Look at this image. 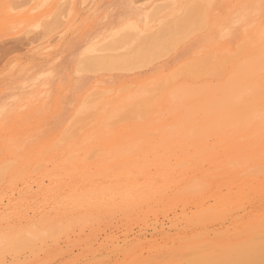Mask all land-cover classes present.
I'll return each instance as SVG.
<instances>
[{
    "label": "rangeland",
    "instance_id": "374dc122",
    "mask_svg": "<svg viewBox=\"0 0 264 264\" xmlns=\"http://www.w3.org/2000/svg\"><path fill=\"white\" fill-rule=\"evenodd\" d=\"M26 1H31V0H0V106L2 104H8V105H10L11 108H13L9 112L8 111L3 112V114L0 116V120H1L0 121V125H1L0 126V164L1 165L0 166L1 167H2L3 163L6 165L7 162L8 163L13 162L11 165H10V163H9V165L7 164V168L8 167L11 168L12 166L17 167L20 160L17 162L14 160V158H12V160L10 159V161H9V158H8V157H10L9 155H11L10 154V151H11L10 148H12L13 145L16 143L15 142L16 139H18V142H20L19 139H21V141L23 142V143L20 142V143H22L23 146L16 148V151L23 152L22 150L25 147V145L30 148L31 147L30 145L35 143V146H36L37 142H38L37 144H39V143H42L44 140H50V138H52L55 134L61 132L65 128H68V129L71 128L72 125L76 122V120H77V122L79 120L80 124L83 123V120H85V119L87 120V118L89 117V115L92 112V109L94 108V104H96V101L98 99V97L96 96L97 95L96 93L99 91L95 92L94 89L99 90V87L103 86V85L104 86H111V88H119L121 85H123V83H127L128 86L133 87L134 82L136 84L137 81H139L141 79H145L147 77H148L147 79H149V78L152 79L153 77H155L158 74L159 71H164V73H166L165 76H167V77H169L168 76L169 74H172V75H170L171 77L174 75L173 76L174 79L172 78L171 80H169V81H173V83H175V82L177 83V82H179V80L181 81L184 79L192 80L191 78L199 79V78L207 77L208 75H206V74L204 76V75L196 73V71L199 70V68H201L200 66L204 65V63L207 61V60L206 61L204 60V57L201 58L202 59L201 65L198 63L200 66L197 67L198 68L197 70L195 69L196 68L195 63L193 64L194 66L192 65L193 62H196L199 60L198 58L200 56L205 54L206 49L204 48V40H210L213 38L217 39L218 35H219V30H220L218 28L224 29V32L226 33L225 36L221 37V39L218 38V40H223L224 38H225L224 40H234V41L235 40H244L242 38V33L240 32L241 25L237 22H233L232 16H234V14H235L234 13V11L236 9L235 6H237L239 4H240L239 6H241L242 3L244 5H247V4H245L247 2V0L246 1H244V0H240V1L239 0H236V1L235 0H213L214 2L212 0H206L204 3L201 2L203 6L201 5L200 2L197 3L196 5L198 7L196 5H194V3H192V2H194V0H192L191 2H189L190 0H181V3H182V1L186 2V3H184V5H182L180 3V0H169V1L168 0H160L161 3L159 0H116V1L115 0H45V1H42V3L40 2L39 5H41V6L38 5L37 9L34 10L33 12H36L38 10L36 13L43 14V12L47 8H49V6H54V7L56 6V7L51 12H48L46 15H44V16L40 15V16H42V18H40V16H39V19H40L39 21L41 22V25L38 24V25L32 26V28H30V30L33 29L32 31H30V30L27 31V29L25 30V28H26L25 22H22V21L13 22L12 20H10V18L14 17V15H12V14L15 13L16 15H21L26 10H28V8H30V6L36 5L37 4L36 2H39V0H34V1L32 0V2L30 4H26V3H28ZM46 1L48 3L53 1L54 3H53V5H49L47 3L48 4V6H47V4H45ZM110 1H112V2H110ZM135 1L136 2L138 1V3H136ZM147 1H151V3L156 4V6H158V8H156V9H160V10H158V12H157V16H156L157 18L153 17V18H149L147 20H142L140 22L139 21V20H141V18L139 16L140 10H141L143 4L147 3ZM170 1H174L173 3L175 4V6ZM175 1L178 2L179 4L176 3ZM237 1H238V3H237ZM22 2H24V3L26 2V3L23 4ZM157 2L160 3L161 6H164L163 4H165V5L167 4L169 7L167 5L166 6L169 9L166 8L167 10L165 9L166 10L165 11L163 9L164 7L159 8L160 4L158 5ZM131 3L133 5H131ZM189 3H192L193 5L192 4L189 5ZM208 3H209V5H210V3H212L211 7L208 5ZM22 4L26 7L25 8H19L22 6ZM42 4H43V6H42ZM135 4H137V5L135 6ZM177 4L179 6L183 7L182 11H185L184 8L187 7V9H188V6H190V9L186 10L187 14H186V12L185 13L182 12L181 15H178L181 11L180 10L178 13L168 16L167 13L169 12V10H171V8H173V7H177ZM204 5L206 7H208L209 9L204 7ZM10 6L14 7L15 9L12 11L11 8H9ZM156 6L153 7L154 9L153 8L148 9L150 14L156 12V10H155ZM195 6H196V9L201 7V8H199V13L196 12L197 10H195ZM239 6H237V7H239ZM97 7H99V8H97ZM107 7H108V9H107ZM203 7L207 10V12H205V11L204 12H205V14H207L206 16H208V18H206V20H205L208 22L207 23L204 22V23H206L208 26L203 27V29H201L202 28L201 27L200 31L197 32L199 28L195 29V27L196 26L200 27L202 25L201 22L199 21L200 22L199 24H201V25H199L198 23H196L195 26H192V27L190 25L187 28L186 37L180 39L181 37L179 38V36L176 34V32L172 31L173 24L175 22H178V21H175L171 18L173 21H175V22H172V24H171L170 17L173 16V18L176 20L178 18H181L182 21L188 20L187 22H190L191 18H192V20L196 19V21H198L199 19L197 20V18L194 16L196 15V13L200 14L201 13L200 9L201 10L204 9ZM232 7H234V8H232ZM102 8H104V9H102ZM23 9H24V11H23ZM133 9H135V10H133ZM151 10H153L155 12H153ZM232 10H233V12H232ZM19 11H21L22 13H19ZM106 11H108V13H106ZM161 11H164L165 13L161 12ZM5 12L7 14H5ZM158 13H159V15H158ZM160 13L163 15H160ZM220 13L222 15H220ZM94 14H96L97 16L96 15L94 16ZM155 14H154V16H155ZM202 14H203V11H202ZM228 14H231V17H230L231 20L229 17H227ZM106 15H108V16H106ZM136 15L139 17H137ZM165 15H166V17H165ZM225 15H227V16H225ZM6 16L8 17V19L10 21H12V22L9 21V24H6V23H8V20H7V22L5 20L7 18ZM175 16H177L178 18H175ZM200 16H199V18H200ZM202 16L206 17L205 15H202ZM202 16H201V19L203 20ZM216 16H218V17H216ZM135 18L138 19L136 21H139V24L141 23V25L151 27L152 30L147 32L146 34L149 35V37L153 38L154 40L155 39L156 40H163L162 39L163 35H161L160 32L157 31V29H156V28H158V30H159V28L160 29L162 28L165 30V33L163 31V34H166V38L172 40V42H170L168 40L170 42V43L168 42L170 45L172 43L174 44L173 40H176L177 45L179 43V42L177 43V40H182V41H180L182 44L179 43L178 48L176 47L177 46L176 44H175V46L172 44L173 47H176V48L172 47V49H174V50H171V52H169L170 54L168 53L169 55L166 54L167 53V52H165L166 49H162L161 51L157 52L158 54L156 56H153L152 58H155V57L157 58V56L159 57V55L161 53H162V55L164 54V56L160 55L158 60H156V58L153 59L154 61H152V63H150L151 62L150 60H149L150 61L149 62L148 60L145 61L142 59V60H139L140 61L139 63H138V61H136V63H138L139 66H137V65L134 66V64L124 65V67H122V68H124V70H122V69L120 70L119 69L120 67H118L119 70L118 69L113 70V68L111 67L112 69L107 68L108 69L107 71H106V69L104 71H102V68H101L100 69L101 71L95 70V72H93L94 69H96L93 66V62H94V59L96 56H95L94 51L91 49L92 45L93 44H99V43H97V42L101 41V39H99V38L103 39L105 33L107 34L105 36V39L108 38V40H107L108 42H113L114 40L117 41L118 38H120L122 36V34H121L122 32L120 34L116 33L117 29H119V27H118V26H120L119 24H121V23L123 24L125 21H127L129 19L135 20ZM162 18H164V19H162ZM96 19H97V21H96ZM103 19H104V21H102ZM110 19H111V21H110ZM155 19L157 22L155 21ZM99 20H101V21H99ZM112 20H113V22H112ZM119 20L121 21V23H119L120 22ZM160 20H161V22H160ZM228 20H230V21H228ZM108 22H109V24H108ZM193 22H195V20ZM14 23H15V25H13ZM233 23L235 24V27L232 25ZM122 24H121V26H122ZM186 24L188 25V23H186ZM2 25H4V26H2ZM21 25H22V27H21ZM193 25H194V23H193ZM229 25H231V26H229ZM11 26H12V28H11ZM16 26L17 27L20 26V27L17 28ZM105 26L107 28H105ZM108 26L110 27V29L113 26L111 32H110V29ZM7 27H8V30H7ZM190 27L191 28L194 27V28L192 30H190ZM4 28L7 30V33L5 32L6 30L4 31ZM104 28L106 29V31ZM230 28H231V30H230ZM107 29H109V30L107 31ZM103 30H104V32H103ZM114 30H116V31H114ZM173 30H175V28ZM27 32H29V33H27ZM101 32H102V36H101ZM108 32H110V33H108ZM180 32L181 31H179V33ZM115 33H116V35H115ZM96 34H99L100 37H97ZM111 36H113V37H111ZM116 36H118V38H115ZM181 36H184V35H181ZM109 37H111V39ZM122 37H121V39H122ZM112 38L114 40L109 41V39L112 40ZM163 38H164V36H163ZM166 38H164V40ZM97 39H99V40H97ZM105 39H103V40H105ZM121 39H120V41L122 42L123 39L122 40ZM133 39H134V37L131 40H133ZM134 40L136 41L139 39L136 38ZM145 40H146V38H145ZM135 41H133V42H135ZM117 42H119V40ZM136 43H138V41ZM164 43H165V41H164ZM133 44L131 42L129 44L123 45V47L121 49H118V52H119L118 55H117V53H118L117 50H114V52H113V50H111L112 51L111 56L117 57L121 54H123V55L131 54V53H128L129 49H127V48H129V46H131L130 49L133 48L132 47ZM138 45H137V47L140 46V45L139 46ZM135 46H134V48H136ZM159 47H160V45H159ZM155 48H156L155 50L159 49L157 45L155 46ZM165 48H166V46H165ZM167 48H169V47H167ZM177 49H178V52H177ZM126 50L128 52H126ZM136 50L134 49L135 52H136ZM149 50H151V49H149ZM120 52H122V53H120ZM131 52H132V54L130 56H133V55L134 56H140V54L138 53L139 51L136 53L133 51H131ZM165 54H166V56H165ZM197 54H198V56H197ZM115 55H117V56H115ZM193 56L195 57V59L197 57V60L191 58ZM204 56L206 58V55H204ZM121 57H122V55H121ZM143 61H145V62L148 61V63H146L147 65ZM185 61H186V63L184 64ZM141 62H143L142 65H140ZM208 63H210V62H208ZM211 63L209 64V66L212 67ZM180 64H181V66H180ZM186 64L189 65L188 66L189 68L186 66ZM138 67H140V68H138ZM204 68L206 69L207 66H205ZM204 68L200 69L199 71L205 70ZM110 69L112 71H109ZM209 70L210 69H208V71L207 70H205V71H207L209 74V73H211L210 72L211 70L210 71ZM126 71H128V72H126ZM188 71H190V73L192 71H194L193 72L194 75L192 73L189 74ZM104 72H106V73H104ZM42 74L44 76H41ZM102 74H104V75H102ZM180 74H181V76H179ZM39 76H41V78H38ZM191 76H193V77H191ZM42 77H43V79H42ZM171 77H169V78H171ZM178 77H179V79H178ZM40 79H42L43 81L45 80L44 81L45 84ZM117 80H118V82H117ZM46 81H47V83H46ZM99 81H101L102 83L100 82L101 83L100 84ZM111 81H112V83H111ZM92 84H94V86ZM95 84L96 85L99 84V87H97ZM94 97H97V98L95 99ZM25 98H26V100H25ZM9 102H11V103H9ZM33 104L36 106L31 107V105H33ZM23 105H25V106H23ZM38 106H39V108H37ZM28 107H30V108H28ZM65 108H66V111H65ZM50 109H51V111H50ZM138 109L139 108H137V110H133V114H134V112H135V114H136V112L138 113L139 112ZM37 111L38 112L40 111V112L38 113ZM65 113H68V115ZM127 113L129 114V112H127ZM47 114H49V115H47ZM51 114L53 117L51 116ZM63 114L67 115L68 118H66L67 116H64ZM93 114H94V112H93ZM128 114H126V115H128ZM20 115H23L24 117L21 119ZM94 115H96V114H94ZM17 116H20L19 117L20 119L16 118ZM57 117H58V119H55ZM90 117H92V116H90ZM94 117L95 116H93V119H94ZM66 119H67V121H66ZM88 119H90V118H88ZM129 119H131V118H129ZM72 120H74L75 122ZM119 120H118L119 123H122V124L125 123L124 125H131L135 122L136 118L134 117L132 120H128L127 118L125 119V117L124 118L121 117ZM126 120H128V121H126ZM2 121H4V122H2ZM38 121H40V123ZM91 121L93 123H95L97 120L95 118V120H91ZM91 121L89 123L87 122V124H89V125H86V123H85L84 124L85 126H82L81 132L78 129L79 135L76 134V137H73V134H71L72 137L71 138L69 137V139H67L68 136H67L66 131H68V130L65 129L66 130L64 132L65 135H62V136L64 138L63 139L64 141H65V139H67L68 141H65V143H64V141L63 142L60 141L61 144L64 143L63 145L68 146V144L70 143V145H71L70 148H72V144H73V146H75V143H76L75 140H77V142H78L79 141L78 139H80V138H81L80 139L81 142L83 140H85L87 143V139H85L86 137H85V135H83V132L87 128H91L93 125L96 124V123L93 124ZM118 121H116V122H118ZM70 122L72 124H69ZM22 123L25 125H23ZM54 123H56V124H54ZM57 124H58V126H57ZM4 125H6V126L4 127ZM70 125H71V127H70ZM81 125H83V124H81ZM12 126H13V129L11 130ZM73 126L75 127L76 125H73ZM18 127H21V128L19 129ZM24 127H25V129H24ZM9 129H10V131H9ZM32 129L33 130L35 129L34 132ZM21 131H22V133H21ZM17 132H19V133H17ZM74 132L76 133V130ZM9 133L12 136L9 135ZM13 134H15V135H13ZM80 134H81V136H80ZM27 135H29V136H27ZM10 137L13 138V139H11V141L4 139V138H10ZM25 137H27V138H25ZM3 139L8 144L7 146H5L3 144V142H1V140H3ZM72 141L75 143H73ZM85 141H84V143H85ZM125 141L127 142V144H128V142L132 143L134 141V143L136 145H138L139 142H141V144L143 142L144 146L142 144L141 148L139 147V151L138 150H136V152L134 151L135 152V154H134V152L132 150V146L134 147V150H135V147H136V149L138 148L136 145L135 146L134 145H132V146L123 145L124 147L123 146L117 147V145H115L116 141L111 142V140H108V141H106L107 143H103V144H97V145L96 144H94V145L90 144V146L85 143L86 145H88V146L85 145V148L83 146L84 143H81L82 147L80 146V143H77L75 148L79 146L78 148L81 149L82 152H81V150H79L77 148L74 151L72 150L75 153L68 150V152L70 154H72V153L76 154L75 156L73 155L76 158H73L72 155H71L72 157H70V154L67 153V149L65 147V153H66L65 154V160L67 163H66V168H65L66 170H65L64 175L67 177H64L65 179L63 178V182H64V180H68L69 177H70V179L68 181L64 182L63 187L61 188L63 191L60 190L61 191L60 195H57V196H58V198L62 199L61 201L65 202L67 200H63V199H65L66 197H68L71 194L70 198L72 197V199H71L69 204H70V206L71 205H73V206H71V207L69 206V208L74 209V210L71 211L68 208L67 204H68L69 199L66 198V199H68V201L66 203H63L65 206L64 211L67 212V213L64 212V216L66 215L64 218H66V219L63 218L64 219L63 220L61 218H58L57 220H62L61 222H58V223L49 222L48 219L46 221V218L41 219L40 222H42V220H43L44 223L39 222L38 223L39 225L35 226L41 231V233L38 236H28L27 235V237L31 238V239H28L29 240L28 245L22 244L23 247L20 248L18 246V248H17L16 245L11 244V245L15 246V248H11L12 251L10 249L8 250L10 245H7L8 248H6L4 246L3 249H6L5 250L6 252H4V250H3L2 251L3 253L2 252L1 253L3 254V258L5 260V263H7V264H135V262H136L137 264H139L141 262L140 264H152L154 262L153 264H155V263L156 264H175L178 262L179 264H264V253H263V251H264V233H263L264 227H261V226H263V222H260V220L255 218V214L260 213L262 211L261 209H263V205H261V202H264V191H263L264 185L259 190L260 191L259 193L253 192L254 193L253 194L252 192H249L247 195H249V194L250 195L249 196L246 195V198L244 196L242 198H240V197L235 198V196H234L233 200H235V203H232L231 206H229V210L227 212H224L222 214L221 213L215 214L214 209H216V208L213 209L214 212L211 209H209L210 206L212 208L214 207L212 205L215 204V196L222 195L224 193V191L228 192V191H226L228 189V186L226 184H224L223 182H221L219 178L217 181L214 180L213 187H208L207 189H203V190L201 188L202 193L199 191H198L199 193L195 191V194H194V192H188V193H190L188 195L186 193L181 194V192H183V191L178 190L181 188V187L178 188V186H181L185 179L187 181L189 180L188 182H192V180H195L194 178H196L197 180H200L203 177H205L204 174H200V168L203 167L204 169H207V167H208V165L205 164V162H200L201 164L199 163V164H197V166L195 165L196 167L193 166L191 168V170L189 168L186 171L187 172L186 173L182 170L180 165L177 166V164H179V162L177 163L176 161H174L172 163V161L174 160V154H172L173 152H171V151H170V153H168L169 152L168 150L171 149L173 145H169L167 143L168 140H162V139L158 138V139H152V140L141 139V141L140 140H133V139H125ZM30 142H32V143L30 144ZM148 142L151 143L150 147H149V145H147V144H149ZM162 142L163 143L165 142L164 145L167 146L166 147L167 151H168L167 153L170 154V156L173 155L170 158V160H172V161H169V163H168L169 165L164 164V163L168 162L167 160H169L168 159L169 155L167 157V155H166L167 153L165 154V156L167 157V158H165L167 161L166 162L165 159L163 158V156H164L163 155V150H164L163 148H165V146L164 147L162 146V144H163ZM8 146H10V148ZM139 146H140V144H139ZM168 146H169V149H168ZM87 147H88V149H86ZM90 147H93V148H90ZM100 147L104 149V150H102L103 153L100 150L102 154L97 153V152H99V150H97L96 148L100 149ZM108 147H110L111 150ZM7 148H9V149H7ZM89 148H90V150H89ZM125 148L126 149L128 148L129 150L127 149L125 151L124 150ZM93 149H95L97 151L94 152ZM153 149H155L154 151L157 152V155L154 152V154L156 155V158H159V157H157L159 155L161 159H164L162 161V162H164L163 163L164 166H168V168H166L168 170L166 173L167 176L166 175L164 176L165 184H164V180H162V179L160 181H158V183L156 184V186H157L160 183V186L162 185L161 188L163 186L168 185V186H166L167 187L166 192L168 193V196H164V198H161V197L156 198V196L159 197V194L162 196L161 193H157V195H155V198H154L157 200V202H155L154 199L153 200L151 199L149 202L144 203V205L139 206V207L137 206L136 208H133V209H124L123 208L119 212L115 211V212H111V213H94L93 215H91V217L88 214H86V212L81 207V204H78L77 197H75L74 195L76 193V196H79V194L81 192V190H80L81 186L87 185L88 183L92 184V183L97 182V184L103 183L106 185H111V183H110L111 179H112L111 173H110L111 168H110V170H107L104 168L105 171H107V175L104 174V175L99 177V174L101 175L102 173H106L104 171V169H102V167L104 165L111 164L110 160H108V161L107 160H100L102 157L104 158L106 156H110L111 153H127V151H128V154H134V156H137V158H138V156H140L139 157L140 159L139 158L138 159L141 160L140 161L141 163L143 162V159H147V161L151 165L154 163V160L156 159L155 156L153 157L154 160L151 159L152 155H154V154L150 153V151L153 152ZM161 149H163V150H161ZM173 149H171V150H173ZM91 150H93V151H91ZM175 150L177 151L176 148H175ZM78 151L80 152V154H78L79 153ZM159 151H162V152H159ZM164 151H166V150H164ZM176 151H174V153L176 154V157H177ZM104 152H106V153H104ZM178 154H180V157H181L182 153L180 152ZM97 155H99L100 157L102 156V157L100 158ZM147 155H149V157H147ZM141 156L144 158L141 159L142 158ZM6 158H8V159H6ZM69 158L70 159L72 158V159L68 160ZM177 158L179 159V157H177ZM177 158H175V159H177ZM4 159L7 160L6 163L1 162ZM72 160H74L76 162L80 161L81 163L86 164L87 171L85 172V174L81 173V172L79 173V171L77 172V170L76 171L74 170V173H72L73 170H71L72 168L70 165ZM97 161H99V162H97ZM97 163H99V164H97ZM89 165L91 167H89ZM100 165H102V167ZM174 165H175V167L173 168ZM201 165H202V167H201ZM49 166L51 168H53V165H49ZM169 166H171V167H169ZM198 166H200V167H198ZM147 167H149V169L151 168V172H150V174L152 173L151 175H153L156 179L160 178V177H158V173L160 172V171H158V168L156 169L154 167V165H152V166L148 165ZM7 168H1V170L4 171L5 173H7V175L4 174V172H3L4 175H1L2 171L0 172V195L2 194L0 196V204H1L2 199H3V201L5 200L4 203H6V201L8 202L7 198H9V197L10 198H16L17 202H18V200L25 198L26 196H24L23 194L27 193L25 195H29V192L32 191L31 189L29 191L28 188H27L28 189V191H27V189L25 188V185H27L28 183L30 184L31 181L33 182V180L35 181L34 183H38L39 181H42V179H43L44 183L47 182L46 186H51V184H52L51 183L50 185H48L50 183L49 179L47 177L42 178L41 175H35V177H34L35 179L33 178V176H29L28 178H23V176H22V178L19 176H17L15 178V176H13L15 178L13 181H12L13 178L11 176V181L9 183L10 174L8 173ZM99 169H100V171H99ZM170 169H171V171H170ZM156 172H157V174H156ZM196 172L197 173L199 172V173L197 174ZM259 173H261V172H258V174ZM77 174H78V176L81 175V176H84L85 178L84 177L82 178L81 176H79L82 178V179L80 178V180H79V178H77L78 177ZM86 174H90L91 178L89 177V175H86ZM72 175H73L75 180L73 179ZM85 175L87 176L88 179L86 178ZM94 175L96 177H93ZM199 175H201V176H199ZM2 176H4V177H2ZM194 176H196V177H194ZM126 177L127 176L125 174H122V177L120 175L121 179H125ZM261 177H260V179L262 180L263 177L262 178ZM108 178L110 180H108ZM71 179H73V180H71ZM84 179L87 181H85ZM140 181H142L141 177H140ZM179 181L181 183H178ZM26 182H28V183H26ZM15 183L17 186L16 185L12 186ZM21 183H24L25 185L22 184L23 185L22 186ZM69 183H70V185H69ZM78 183H79V185H78ZM221 183H223L222 184L223 186L221 185ZM29 184L27 185V187L29 186ZM55 184H56V182L52 185H55ZM217 184H219L218 187H217ZM32 185H33L32 189L37 190V186H36L37 184L32 183ZM10 186H12V187H10ZM18 186H19V188L20 187H22V188L19 189ZM65 186L67 188L70 186L71 187L67 189ZM226 186H227V188H226ZM16 187L19 190H16L17 189ZM170 187H171V189L173 188L172 189L173 191L177 190L179 192L176 191L177 193L175 192L173 194V191L170 189ZM10 188L11 189L16 188L15 189L16 191L13 190V192H12V190ZM161 188H159V191L161 190ZM36 190H33V192H35ZM73 190H74V192H73ZM235 190L237 191L236 188L232 191L236 192ZM5 191H6V194L4 193ZM68 191H69V193H68ZM71 191L73 192L74 195L72 194ZM11 192H12V195H11ZM221 192H222V194H220ZM18 193H19V196L17 195ZM20 193H21V195H20ZM77 193H79V194H77ZM192 193H193V196L189 197L192 195ZM199 194H200V196H199ZM61 195L65 198H63ZM165 195H167V194H165ZM255 195L257 197H255ZM258 195H260V196H258ZM2 196H4V198H2ZM185 196H186V200H184V202H183L181 199L184 198ZM202 198H203V200H201ZM161 199H163V200H161ZM208 199L211 200L210 203H209ZM205 200H206L207 204L205 203ZM236 200H238L237 203H236ZM186 201H188V202L186 203ZM14 202H15V200H14ZM202 202H204L203 204H206V205H204L205 208L203 207V205H202V207H200ZM211 202H213V204ZM195 203L197 206L195 205ZM27 204L29 206L34 205V207H32V208H36L37 207L36 204L37 205L41 204V199L36 197L35 199L30 200V202H28ZM241 204H243V205L241 206ZM207 205H209V206H207ZM29 206H26L24 208H28ZM0 207H1V205H0ZM72 207H75V208L78 207V208L75 209ZM199 208H201V210H203V211L200 212L201 210ZM41 209H42V207H41ZM41 209L38 208V210H41ZM46 210H47V211H45V212H47L46 215L47 216L51 215V217H52V214H54L53 213L54 212L53 205L52 206L49 205V207ZM48 210H50L52 212H48ZM67 210H70L71 212H69ZM77 210L79 212H77ZM237 210H239V212H237ZM204 211H206L208 215L206 214V212L203 213ZM208 211H212V212H208ZM73 212H76V214L75 213L73 214ZM69 213L70 214L72 213L73 215L71 214V216L70 215L68 216ZM29 214L31 215L32 212H29ZM46 215H44V216H46ZM40 216L41 215H39L38 217H40ZM235 216L236 217L238 216V217L236 218ZM68 217H72V218L70 219ZM53 218L54 217H52L50 220H53ZM223 221H224V223H223ZM175 223H177V224H175ZM174 224H175V226H174ZM257 225L258 226L260 225V227H258ZM176 226H178V227H176ZM154 227L155 228L157 227V228L155 229ZM257 227L260 228L259 231H253ZM248 228H250V229H248ZM258 228L256 230H258ZM199 229L200 230L202 229L201 231L202 232L204 231V232L202 233ZM142 230H144V231H142ZM198 230H199V232L202 233V234H200V235H202L201 237L199 234H198V236H196L197 234L195 232L198 233ZM206 231H207V233H206ZM257 232H259L258 235H257ZM242 233H243V235H242ZM142 235L147 237V239H145V237H143ZM194 235L196 237H193ZM106 236H109V237L106 238ZM110 236L112 238H110ZM140 237H142V238H140ZM185 237L187 238L186 240H184ZM197 237H199V239ZM97 238H99V239H97ZM143 238L145 239L144 241L142 240ZM248 238L249 239L251 238L250 239L251 241ZM135 239H136V241H140V239H141V242H136ZM148 239H150V240L148 241ZM152 239L153 240L155 239V240L152 241ZM252 239H254V240H252ZM91 240H92V242H91ZM243 240L244 241L249 240V242L245 241V243H243ZM197 241H199V242H197ZM241 241H242V243H240ZM134 243L135 244L138 243V244L135 245ZM184 246H191V248L188 247V248L183 249ZM143 249H145V250L143 251ZM190 249H193V251L190 252L191 251ZM184 250H190V251L185 252ZM234 250L238 251V252L241 251V252L236 253ZM195 251L199 252V254H201V255L197 254L198 255L197 256L196 255L197 252H195ZM139 253H141V254L139 255ZM175 253H177L178 255H174ZM133 254H135V256ZM136 254H138V256H136ZM193 254L195 255V257ZM172 256H175V257L171 258ZM139 260H140V262H139ZM153 260H156V262ZM197 260H198V262H197Z\"/></svg>",
    "mask_w": 264,
    "mask_h": 264
},
{
    "label": "bare ground",
    "instance_id": "6f19581e",
    "mask_svg": "<svg viewBox=\"0 0 264 264\" xmlns=\"http://www.w3.org/2000/svg\"><path fill=\"white\" fill-rule=\"evenodd\" d=\"M42 1H45V0H39V2H36L37 3L36 5L30 6V8H28V10H26L21 15H16L15 13L12 14V15H14V17L10 18V20H12L13 22H15V21L25 22V25H26L25 30L27 29V31H29L30 28H32V26H35L38 24L41 25V22L39 21L40 20L39 16L40 15H42V16L46 15L48 12H51L56 7V6L55 7L49 6V8H47L43 12V14L36 13L38 10L36 12H33L34 10L37 9L39 3L40 2L42 3ZM191 1L192 0H190L189 2H191ZM205 1L206 0H202V1L201 0H197V1L194 0V2H192V3H194V5H196L199 2L204 3ZM244 1H246V0H244ZM26 2H28V3H26ZM26 2H25L26 4H30L32 2V0L26 1ZM110 2H112V1H110ZM170 2L173 3L174 1H170ZM22 3L25 4L24 2H22ZM47 3L48 2L46 1L45 4H47ZM53 3L54 2L52 1L48 4L53 5ZM136 3H138V1ZM160 3H161V1H160ZM160 3L157 2L158 5ZM176 3H178V2H176ZM180 3H181V0H180ZM184 3H186V2L182 1L181 4L184 5ZM192 3H189V5ZM212 3H210V5L208 3V5L211 7ZM237 3H238V1H237ZM23 4L19 8H25L26 6H24ZM43 4H42V6H43ZM48 4H47V6H48ZM178 4H177V7H173V8H171V10H169V12L167 13L168 16L178 13L180 10L181 11L178 15H181L182 12L185 13L186 10L190 9V6H188V9L185 6L186 7V8H184L185 11H182L183 7L179 6ZM242 4H241V6H239L240 4L237 5L239 7L234 5L236 7V9L234 11L235 14H234V16H232V18H233V22H237L241 25L240 32L242 33V38L244 40H235V41L234 40H224L225 38L223 40H218V38L221 39V37L226 35V33L224 32V29L218 28L220 30H219V35H218L217 39L213 38L210 40H204V48L206 49L204 55H206V58L204 55H202L198 58L199 62L196 61V62L192 63V65L195 63V65H196L195 69L197 70L198 69L197 67H199L201 65V60H202L201 58L202 57H204L205 61L207 60L210 63L212 62L211 63L212 67L209 66L210 63H208L206 61L204 63V65H201L200 66L201 68H199V70H200V69H203L205 66H207V68L211 70V71L209 70L211 73L208 74L207 68L206 69L204 68L207 71H205V70H201V71L197 70L196 71V73H198V74H201L204 76H205V74L208 75L207 77H203V78H199V79L191 78L192 80L184 79L181 81L179 80V82H177V83L176 82L173 83V81H169V80H171L172 78L174 79V77H173L174 75L171 77L170 75H172V74H169L168 76L171 77V78H169V77L165 76L166 73H164V71H159L155 77H153V78L151 77L152 79H150V78L147 79L148 78L147 77L145 79H141V80L137 81L136 84L134 82L133 87L128 86L127 83H123V85H121L119 88H111V86H104V85L99 87V84H97V85L95 84L97 87H99V90L94 89L95 92L99 91L96 93L97 94L96 96L98 97V99L96 101V104H94V108L92 109L91 114L88 117L90 119L87 118L88 121L86 119L83 120V123H81L83 125H81L79 123V120H78V122L76 120L77 123L74 120H72L75 122L73 124V125H76L75 127L73 125L71 127V125H70L71 128H69V129L65 128L68 131H66L64 129L61 132L55 134L52 138H50V140H44L42 143H39V144H37L38 143L37 142L36 146H35V143L30 145L31 146L30 148L25 145V147L22 150L23 152L16 151V148L23 146L22 145L23 142L21 141V139H19V140L22 143L18 142V139L15 140L16 143L13 145V147H12L13 149L10 148V146H8L11 149V151H10L11 155H9L10 157H8L9 161H10V159L12 160V158H14V160L17 162L20 160L17 167L16 166H12L11 168L8 167L9 169L7 168V164L9 165L10 162L8 163L6 160L8 158L1 161V162H5V163L7 162L6 165L3 163L2 167L0 166V172L2 171L1 168H7L8 173L10 174L9 183L11 181V176L13 178L12 179V181H13L17 176H19L21 178H22V176H23V178H28L29 176H33V178H34L35 175H41L42 178L47 177L49 179L50 183L48 185H50L51 183L54 184L55 182H56V184L55 185L51 184V186H46L47 182L44 183L43 179H42V181H39L38 183H34L35 182L34 180H33V182L30 180L31 185H32V183L37 184L36 185L37 190H36V189H32L33 185L31 186L28 182H26L29 184V186L27 187L28 184L25 185L24 184L25 182L23 181L24 183H21V185L24 184L26 189L28 188L29 191H30V189L32 190L29 192V195H25L27 193H24V194L22 193L26 197L18 200V202L16 201L17 200L16 198H10L9 197L10 195L8 196L9 198H7L8 202L6 201V203H4L5 200L4 201H3V199L1 200V204H0L1 205V207H0V264L5 263V260L3 258V254H2L3 250H4V252H6L5 251L6 249H3L4 246L6 248H8L7 245H10L8 250L10 249L12 251L11 248H15V246H13V245H16L17 248H18V246L20 248L23 247L22 244L28 245V243H29L28 239H31V238L27 237V235L28 236L40 235L41 231L35 226L39 225L38 223L41 221V219L46 218V221L48 219L49 222L58 223V222L62 221V220H57L58 218L63 219L66 216V215L64 216V212H65L64 207L65 206L63 203H66L69 199L68 204H67V206L69 208V206H70L69 203L72 199V197L70 198L71 194L68 197H66L68 199H66L65 197H63L61 195L63 198H65L63 200H67L65 202L61 201L62 199L58 198V196H57V195H60V192H61L60 190H62L61 188L63 187L64 182L68 181L70 179V177L68 176L69 179L67 178L68 180H64V182H63V178L67 177L64 175L65 170H66L65 169L66 163H67L65 160V154H66L65 153V147L67 149V153H69L68 150L74 151L76 148L79 149L78 148L79 146L75 148L76 144L80 143V146H81V143H84L85 140H83L81 142L80 141L81 138H80V139H78L80 142L79 141L77 142V140H75L76 143L72 141L73 143H75V146H73V144H72V148H70L71 147L70 143L68 144V146L63 145V144L65 143V141H68L67 139H69V137L70 138L72 137L71 134H73V137H76V134L79 135V130L81 132L82 126H85L84 125L85 123H86V125H89V124H87V122L89 123L91 120H95V118L97 120L95 122L96 124L91 121L95 125H93L91 128L86 127L87 129L84 130V132H83V135H85V137H86L85 139H87V143H86V141H85V143L88 144L89 146H90V144H92V145L96 144L97 145V144L107 143L106 141H108V140H111V142L116 141L115 145H117V147L123 146V145H125V146L134 145L135 146L136 144L134 143V141L132 143L128 142V144H127L125 139H133V140H140L141 141V139L152 140V139H158L159 138L162 140H168L167 143L169 145L174 146V147L172 146V148H171V149L174 148L173 149L174 151H176L175 148L177 149V151L179 150L178 152L176 151L177 157H179V159L176 157V154L174 153V151L169 149V146H168L169 152L167 151V148H166L167 146L164 145L165 142L164 143L162 142L163 143L162 146L163 147L165 146V148H163V149L166 151H164L163 149H161V150H163V155H164L163 158L164 159L167 158L169 155V157H168L169 160H167L168 162L165 159V161L167 163L162 162L164 159H161L159 155L157 156L159 158H156L157 152L154 151L155 149H153V152L150 151V153L154 154V152H155V154H156V155L155 154L152 155V157H151V159H153V157L155 156L156 159L155 160L153 159L154 163L150 165V163L147 161V159H143L144 157H142V156H141L142 157L141 159H143V162L141 163L140 162L141 160H139L140 156H138V158H139L138 159L137 156H134V154H135L136 150L139 151V147L141 148V145L143 144V142H142V144H141V142H139L140 146H139V144L136 145L138 148L136 149V147H135V150H134V147L132 146L133 152L135 151L134 154H128V151H127V153H111L110 156H106L104 158L102 156H101L102 157L101 158L99 156L100 154L97 155L101 158V159L99 158L100 160H107V161L110 160L111 161L110 162L111 164H109V165H104L103 167H102V165H100L102 167V169L105 168L107 170H110V168H111V170H110L111 171L110 172L111 178H112L111 182H110L111 185H106L103 183L97 184V182L92 183V184L88 183L87 185H82L80 188V190H81L80 194L77 193V194H79V196H76V193H75V195L73 194L74 190H73V192L71 191L72 194L75 197H77L78 204H81V207L83 208V210L90 217L94 213H111V212H115V211L119 212L123 208L124 209H133V208H136L137 206L138 207L142 206V205H144V203L149 202L151 199L153 200L155 198V195H157V193H161L162 196L159 194V197L156 196V198H160V197L164 198V196H168V193L166 192L167 191L166 186H168V185L163 186L161 188L162 185L160 186V183L157 186H156V184L161 179L164 180V184H165L164 176L166 175V173L168 171L166 169V168H168V166H164V164H168L169 161H172V160H170V158L173 155L170 156V154H168V153H170V151L173 152L172 154H174V160L172 161V163L174 161H176L177 163L179 162V164H177V166L180 165V167L182 168V170L184 172H186L189 168L191 170V168L193 166H195V165L197 166V164H199L200 162H205V164L208 165V167L206 166L207 169H204L202 167V165H201L202 168H200V174H204V176H205V177H203L204 179L202 178L200 180H197L196 178H194L195 180H192V182H188L189 180L187 181L186 179L185 180L183 179L184 182L182 183V185L178 186V188L181 187L178 190L183 191V192H181V194L186 193L189 195L190 193H188V192H194V194H195V191L196 192L199 191L202 193L203 189H207L208 187H213L214 180L217 181L218 178L220 179L221 182H223L224 184H226L228 186V189L226 190L228 192H225L223 190L224 195L222 194V192L220 193L222 195L219 194L220 196L214 195L215 196V204H213L214 201L211 202L213 204V205L212 204L211 205L214 207L212 208L210 206L209 209H211L213 211V209L216 208V209H214L215 214L216 213L222 214L224 212H227L229 210V206H231L232 203H235V200H233L234 196H235V198H237V197L242 198L243 196L246 198V195L249 192H252V193L253 192L259 193L260 192L259 190L264 185V0H247V2L245 3L247 5H244V4L242 5ZM131 5H133V4L131 3ZM136 5L137 4H135V6ZM163 5L164 6H161V4H160L161 7L159 6V8L164 7L163 9L165 10L168 5L167 4H166L167 6L165 4H163ZM173 5L175 6L174 3H173ZM201 5H202V3H201ZM39 6H41V5H39ZM154 6H156V4L151 3V1H147V3L143 4V6L140 10V13H139V16L141 18V20H139L140 22L142 20H147L149 18H153V17L157 16V12H158V10H160V9H156V8H158V6L155 7L156 12L151 10V11L155 12L156 14L152 13V12H151L152 14H150V12L148 11V9L153 8ZM196 6H195V10H197L196 12L199 13V8H201V7L196 9ZM204 7H206V6L204 5ZM9 8H11L12 11L15 9L14 7H11V6ZM97 8H99V7H97ZM206 8H208V7H206ZM232 8H234V7H232ZM102 9H104V8H102ZM107 9H108V7H107ZM167 9H169V8H167ZM133 10H135V9H133ZM233 10H232V12H233ZM23 11H24V9H23ZM202 11H203V14H202ZM204 11L207 12V10L205 8L202 10L200 9V12H201L200 14L196 13L195 16L193 15L194 17L197 18V20L199 19L198 21H196V19L192 20V18L190 19V22H187L188 20L182 21L181 18L177 17L178 15L175 16V18H178L176 20L173 18V16H171L170 17L171 24H172V22L178 21V22H175L173 24L172 31H175L176 34L179 36V38L181 37L180 39H182V38L186 37L187 28L190 25L192 27V26H195L196 23L199 24L201 22L202 25L199 24V25H201L200 27H198V26L195 27V29L199 28L197 31V32H199L201 27H202L201 29H203V27L208 26L206 24L208 21H205L206 18H208V16H206L207 14H205ZM6 12H5V14H7ZM161 12H164V11H161ZM19 13H22V12L19 11ZM106 13H108V11H106ZM221 13H220V15H222ZM154 14H155V16H154ZM186 14H187V12H186ZM95 15L96 14H94V16ZM108 15H106V16H108ZM158 15H159V13H158ZM160 15H163V14L160 13ZM200 15L206 16V17L202 16L204 21L201 19ZM42 16H40V18H42ZM139 16H137V17H139ZM199 16H200V18H199ZM225 16H227V15H225ZM165 17H166V15H165ZM216 17H218V16H216ZM227 17L230 18L231 14H228ZM171 18L175 21H173ZM162 19H164V18H162ZM5 20H6V22L8 20V23H6V24H9L10 20L8 19V17ZM136 20H138V19L137 18H135V20L129 19V20L125 21L123 24L119 20L120 21L119 23H121L122 26H121V24L118 23L121 27L118 26L119 29H117V31L116 30H114V31H116L117 34H120L122 32L121 33L123 36V37L121 36L123 39L122 42L120 41L121 37L118 38V36H116L115 38H118L119 42H117L118 40L116 41L113 38H112V40H110L111 37H113V36L109 37L110 38L109 41H113V40L114 41L108 42L107 41L108 38L105 39V36L107 34L103 33L104 34L103 39H105V40H103L102 38H99V39H101L102 42L100 41L101 43L97 42L99 44H93L92 45L91 49L94 51L95 56H96L94 59V62H93V66L96 69H94L93 72H95V70L101 71L100 70L101 68H102V71H104L105 69L107 71L108 70L107 68H111V67L113 68V70L114 69L117 70L118 67H120L119 68L120 70L121 69L124 70V68H122V67H124V65L134 64V66L135 65L139 66V64H138L140 62L139 60H142V59L145 61L150 60L151 62L150 61L149 62L152 63V61H154L153 59L156 58V57L155 58H152V57L156 56L158 54L157 52L161 51L162 49H166L165 50V52H167L166 54L171 52V50H174V49H172V47H173V45L175 46L176 40H173L174 44L172 43L173 45L172 44L170 45L169 43L172 42V40L166 38V34H163V31L165 33L164 29L159 28V30H158V28H156L157 31H159L160 34L163 35L164 38H166L164 40V38L162 36V39L165 41V43L163 40H156V39L154 40L153 38L149 37V35H147L146 33L152 30L151 27L141 25V23L139 24V21H136ZM194 20H195V22H193ZM230 20H231V18H230ZM230 20H228V21H230ZM12 21H10V22H12ZM96 21H97V19H96ZM99 21H101V20H99ZM102 21H104V19ZM110 21H111V19H110ZM155 21H156V19H155ZM112 22H113V20H112ZM160 22H161V20H160ZM204 22H206V23H204ZM186 23H188V25ZM193 23H194V25H193ZM108 24H109V22H108ZM4 25H2V26H4ZM13 25H15V23ZM22 25H21V27H22ZM232 25L235 27L234 23ZM12 26H11V28H12ZM229 26H231V25H229ZM19 27L20 26H18L17 28H19ZM112 27H111V29L109 27L110 32L112 30ZM191 27H190V30H192L194 28V27L193 28H191ZM105 28H107V27L105 26ZM174 28H175V30H173ZM109 29H107V31ZM5 30L6 29L4 28V31ZM7 30H8V27H7ZM7 30L5 31L6 33H7ZM32 30L33 29H31L30 31H32ZM230 30H231V28H230ZM105 31H106V29H105ZM179 31H181V32L179 33ZM103 32H104V30H103ZM110 32H108V33H110ZM27 33H29V32H27ZM116 33H115V35H116ZM181 35H184V36H181ZM96 36L100 37L99 34H96ZM101 36H102V32H101ZM133 37H134V39L137 38L139 40H136V41L134 39L131 40ZM145 38H146V40H145ZM99 39H97V40H99ZM133 41H135V42H133ZM137 41H138V43H136ZM180 41H182V40H177V43L178 42L181 43ZM131 42H132V44L134 43L132 45L133 48L130 49L131 46H129V48H127V49H129V52L127 50H126V52L132 54L131 51L135 52L134 49L136 50L138 48L139 50L137 49L136 52L139 51L138 53L140 54V56H134V55L130 56L131 54H127V55L121 54L122 57H121V55H119L120 57L117 56L119 54L118 49H121L123 47V45L129 44ZM179 43H178V45H179ZM137 45L139 47H137ZM156 45L159 48L157 50H155ZM159 45L161 48L159 47ZM178 45L176 46L177 48H178ZM134 46L136 48H134ZM165 46H166V48H165ZM167 47H169V48H167ZM176 47H173V48H176ZM149 49H151V50H149ZM111 50H113V52H114V50H117L118 53H117V55H115L117 57L111 56V53H112ZM177 52H178V49H177ZM120 53H122V52H120ZM166 54H165V56H166ZM160 55L164 56V54L162 55V53ZM160 55H159V57H160ZM197 56H198V54H197ZM159 57L157 56L156 60H158ZM191 58L195 59L194 56ZM195 60H197V57ZM136 61H138V63H136ZM145 61H143L145 64L148 63V61L147 62H145ZM143 62H141L140 65H142ZM185 63H186V61L184 62V64ZM180 66H181V64H180ZM186 66L188 67L189 65L186 64ZM140 67H138V68H140ZM111 69L109 71H112ZM126 72H128V71H126ZM193 72L194 71H192L191 73L194 75ZM104 73H106V72H104ZM188 73L191 74L190 71H188ZM102 75H104V74H102ZM41 76H44V75L42 74ZM41 76H39L38 78H41ZM179 76H181V74ZM191 77H193V76H191ZM42 79H43V77H42ZM42 79H40V80L44 83L45 80L43 81ZM178 79H179V77H178ZM100 82L101 81H99V83ZM117 82H118V80H117ZM46 83H47V81H46ZM111 83H112V81H111ZM92 85L94 86V84H92ZM97 97H94V98L96 99ZM25 100H26V98H25ZM9 103H11V102H9ZM23 106H25V105H23ZM32 106H36V105L33 104V105H31V107ZM28 108H30V107H28ZM37 108H39V106ZM137 108H139L138 109L139 112L138 113L136 112V114L134 112V114H133V110H137ZM12 109L13 108H11L10 105H8V104H2L0 106V116L3 114V112H5V111L9 112ZM50 111H51V109H50ZM65 111H66V108H65ZM93 112L96 115H94ZM127 112H129V114ZM49 114H47V115H49ZM65 114L68 115V113H65ZM126 114H128V115H126ZM67 115H64V116H67ZM20 116H21V119L24 117L23 115H20ZM20 116H17L16 118H19ZM51 116H52V114H51ZM90 116H92V117H90ZM93 116H95L94 119H93ZM121 117L122 118L125 117V119L127 118L128 120H132L135 117L136 120L131 125H124L125 123L124 124L119 123V121H120L119 119ZM128 117L131 119H129ZM66 118H68V116ZM55 119H58V117ZM128 120H126V121H128ZM4 121H2V122H4ZM66 121H67V119H66ZM116 121H118V122H116ZM38 122L40 123V121H38ZM71 122L69 124H72ZM54 124H56V123H54ZM23 125H25V124H23ZM5 126L6 125H4V127ZM57 126H58V124H57ZM18 128L20 129L21 127H18ZM12 129H13V126H12L11 130ZM24 129H25V127H24ZM34 130H33V132H34ZM75 130H76V133L74 132ZM9 131H10V129H9ZM22 131H21V133H22ZM65 131L67 132L68 138L65 139V141H64L63 140L64 138L62 135H65L64 134ZM17 133H19V132H17ZM15 134H13V135H15ZM9 135H11V134L9 133ZM27 136H29V135H27ZM80 136H81V134H80ZM25 138H27V137H25ZM4 139L11 141V139H13V138L10 137V138H4ZM4 139L1 140V142H3V144L5 146H7L8 144L6 143V141ZM60 141L61 142L64 141V143L61 144ZM31 143L32 142H30V144ZM85 143L83 145L84 148L86 145ZM88 145H86V146H88ZM147 145H149V147H150L151 143H149ZM143 146H144V144H143ZM9 148H7V149H9ZM90 148H93V147H90ZM90 148H89V150H90ZM108 148H110V147H108ZM86 149H88V147ZM96 149L99 150V152H97V153H101V151L104 150L101 147H100V149L99 148H96ZM127 149L125 148L124 150L126 151ZM79 150H81V149H79ZM93 150H94V152L97 151L95 149H93ZM93 150H91V151H93ZM110 150H111V148H110ZM81 152H82V150H81ZM159 152H162V151H159ZM180 152L182 153L181 157H180V154H178ZM73 153H75V152H73ZM73 153L72 154L69 153L70 157H72L73 155L74 156L76 155ZM102 153H103V151H102ZM104 153H106V152H104ZM78 154H80V152ZM165 154L167 155V157L165 156ZM74 156H73V158H76ZM147 157H149V155H147ZM175 158H177L178 160ZM71 159L69 158L68 160H71ZM97 162H99V161H97ZM12 163H10V165ZM97 164H99V163H97ZM49 165H53V168H51ZM70 165L72 168L71 170H73L72 173H74V170L75 171L77 170V172L79 171V173L81 172L84 174L87 171L86 164L81 163L80 161L76 162V161L72 160ZM148 165L149 166L154 165V167L156 169L158 168V171H160L158 173V177H160L159 179H156L153 175H151L152 173L150 174L151 168L149 169V167H147ZM171 166H169V167H171ZM89 167H91V166L89 165ZM174 167H175V165L173 166V168ZM198 167H200V166H198ZM105 169H104V171H105ZM99 171H100V169H99ZM170 171H171V169H170ZM3 172L4 171H2L1 175H4V174L7 175V173L4 172V174H3ZM105 172L106 173H102L101 175L99 174V177L104 175V174L107 175V171H105ZM258 172H261L262 174L261 173L258 174ZM122 174H125L127 177L125 179H121L120 175L122 177ZM156 174H157V172H156ZM86 175H89V177L91 178L90 174H86ZM13 176H15V178ZM77 176H78V174H77ZM79 176H81V175H79ZM79 176L77 177V178H79V180L81 177L82 178L84 177V176H81V177H79ZM199 176H201V175H199ZM261 176L263 177L262 180L260 179ZM2 177H4V176H2ZM72 177H73V175H72ZM93 177H96V176L94 175ZM140 177L142 178V181H140ZM194 177H196V176H194ZM86 178H87V176H86ZM73 179H74V177H73ZM73 179H71V180H73ZM108 180H110V179L108 178ZM85 181H87V180H85ZM178 183H181V182L179 181ZM223 183H221V185ZM15 185H16V183L12 186H15ZM69 185H70V183H69ZM78 185H79V183H78ZM12 186H10V187H12ZM19 186H18V188H19ZM218 186H219V184H217V187ZM227 186H226V188H227ZM70 187H68V188H70ZM234 187L237 189V191L235 190L236 192L232 191L235 189ZM18 188L16 190H19L22 187H20L19 189ZM159 188H161L160 191H159ZM201 188H202V190H201ZM15 189L14 188L11 189L12 192H13V190L16 191ZM28 189H27V191H28ZM170 189H171V187H170ZM33 190H36V191L33 192ZM176 191H173V194ZM12 192H11V195H12ZM177 192H179V191H177ZM4 193L6 194V191ZM68 193H69V191H68ZM165 194H167V195H165ZM17 195L19 196V193ZM20 195H21V193H20ZM249 195H247V196H249ZM192 196H193V193L189 197H192ZM199 196H200V194H199ZM258 196H260V195H258ZM36 197L41 199V204L37 205L38 204L37 203L36 204L37 207L35 206L36 208H32V207H34V205L29 206L27 203L30 202V200L35 199ZM255 197H257V196L255 195ZM2 198H4V196H2ZM184 198L181 199L183 202H184V200H186V196ZM14 200H15V202H14ZM161 200H163V199H161ZM201 200H203V198ZM206 200H205V203H206ZM154 201L157 202L156 199H154ZM210 201L211 200H209V203H210ZM187 202L188 201H186V203ZM237 202H238V200H236V203ZM203 203L204 202L201 203L200 207H202V205L204 207V205L207 204V203L206 204H203ZM49 205L50 206L53 205V210H54L53 213L55 214V215L52 214V217H54L53 220H50L52 218L51 215L47 216L46 215L47 212H45V211H47L46 209L49 207ZM195 205H196V203H195ZM242 205L243 204H241V206ZM261 205H263V209H261L262 211L260 213L255 214V218L260 220V222H263V226H261V227H264V202H261ZM26 206H29V207L24 208ZM71 206H73V205H71ZM207 206H209V205H207ZM41 207H42V209H41ZM38 208L41 210H38ZM72 208H75V207H72ZM77 208H75V209H77ZM69 209L71 211L74 210L71 208H69ZM199 209L201 210V208H199ZM70 210H67V211L71 212ZM202 211L203 210H201L200 212H202ZM212 211H208V212H212ZM29 212H32V214L30 215ZM48 212H52V211L48 210ZM77 212H79V211L77 210ZM205 212L206 211H204L203 213H205ZM237 212H239V210H237ZM65 213H67V212H65ZM74 213L76 214V212H73V214ZM71 214L69 213L68 216L69 215L71 216ZM206 214H207V212H206ZM39 215H41V216L38 217ZM44 215H46V216H44ZM68 218L71 219L72 217H68ZM64 219H66V218H64ZM40 223H44L43 220ZM223 223H224V221H223ZM175 224H177V223H175ZM175 224H174V226H175ZM176 227H178V226H176ZM258 227H260V225ZM248 229H250V228H248ZM256 229L255 230L252 229V230L253 231H259L260 228H258V230H256ZM199 230H198V233L195 232L197 234L196 236H198V234L200 235L204 232V231L203 232L201 231L202 229L200 230L202 233L199 232ZM142 231H144V230H142ZM207 231H206V233H207ZM258 233L259 232H257V235H258ZM242 235H243V233H242ZM142 236L145 237L144 235H142ZM196 236L194 235L193 237H196ZM201 236L202 235H200V237ZM107 237H109V236H106V238ZM110 238H112V237L110 236ZM140 238H142V237H140ZM197 238L199 239V237H197ZM97 239H99V238H97ZM145 239H147V237H145ZM145 239L143 238L142 240L144 241ZM186 239L187 238L185 237L184 240H186ZM254 239H252V240H254ZM149 240L150 239H148V241ZM154 240L152 239V241H154ZM249 240H245V241L249 242ZM135 241H136V239H135ZM245 241L243 240V243H245ZM91 242H92V240H91ZM136 242H141V239H140V241H136ZM197 242H199V241H197ZM240 243H242V241ZM11 244H13V245H11ZM136 244H138V243H136ZM188 247L191 248V246H184L183 249L188 248ZM144 250L145 249H143V251ZM190 250H184V251L185 252H189V251L192 252L193 251V249H190ZM197 251H195V252H197ZM235 252L239 253L241 251H239V252L235 251ZM263 253H264V251H263ZM140 254L141 253H139V255ZM197 254H199V252H197L196 255ZM133 255L135 256V254H133ZM174 255H178V254L175 253ZM199 255H201V254H199ZM136 256H138V254H136ZM173 257H175V256H172L171 258H173ZM194 257H195V255H194ZM153 261L156 262V260H153ZM139 262H140V260H139ZM197 262H198V260H197ZM177 263H175V264H177ZM5 264H7V263H5ZM135 264H137V263L135 262Z\"/></svg>",
    "mask_w": 264,
    "mask_h": 264
}]
</instances>
